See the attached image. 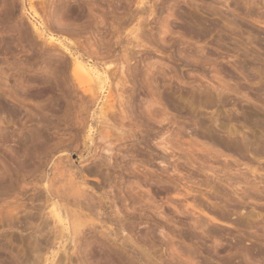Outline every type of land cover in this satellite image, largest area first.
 <instances>
[{"label": "rangeland", "instance_id": "1", "mask_svg": "<svg viewBox=\"0 0 264 264\" xmlns=\"http://www.w3.org/2000/svg\"><path fill=\"white\" fill-rule=\"evenodd\" d=\"M38 263L264 264V0H0V264Z\"/></svg>", "mask_w": 264, "mask_h": 264}, {"label": "bare ground", "instance_id": "2", "mask_svg": "<svg viewBox=\"0 0 264 264\" xmlns=\"http://www.w3.org/2000/svg\"><path fill=\"white\" fill-rule=\"evenodd\" d=\"M192 27V26H191ZM197 27V26H196ZM190 28V27H189ZM205 30H206V28H204ZM189 33H190V31H188ZM204 32V31H203ZM206 32V31H205ZM195 33V32H194ZM200 33V32H199ZM78 60V59H77ZM73 74L75 75V77L79 80L80 78H82V77H85V76H88V77H91V78H93L92 76H93V74H92V72H91V69L89 68V66L88 67H86L85 66V64H83L82 62H80V60L79 61H76V63H75V65H74V67H73ZM149 83H151V82H149ZM150 85V84H149ZM112 105V104H111ZM114 113V112H113ZM162 115V114H161ZM213 139V138H212ZM218 141H220V139L218 140ZM216 142V141H215ZM231 144V143H230ZM227 147L229 146V145H226ZM225 146V147H226ZM231 146H233V145H231ZM235 148H236V146H235ZM233 149V148H232ZM236 150V149H235ZM95 172V171H94ZM235 185H236V183H235ZM232 187H234V186H232ZM236 187V186H235ZM55 188V187H54ZM60 188V187H59ZM53 189V188H52ZM57 189H58V187H57ZM237 189H238V187H237ZM60 190V189H59ZM236 190V189H235ZM47 191H50L48 188H47ZM54 191V190H53ZM53 191H51V192H53ZM240 191H242V190H240ZM58 192V191H57ZM62 192V191H61ZM50 193V192H49ZM48 193V194H49ZM65 193V192H64ZM241 193V192H240ZM240 193H239V196H240ZM60 194V193H59ZM62 194V193H61ZM242 194H244V193H242ZM58 195V194H57ZM64 195H66V194H64ZM245 195V194H244ZM51 196V195H50ZM56 196V195H55ZM54 196V197H55ZM67 196V195H66ZM247 196V195H246ZM49 196H47V198H48ZM240 197H242V196H240ZM243 197H245V196H243ZM248 197V196H247ZM49 199V198H48ZM62 201V200H61ZM60 201V202H61ZM56 202V201H55ZM56 205V204H55ZM55 205H53V208L50 210L51 211V216L54 218V220L53 221H55L56 223H58V224H60L61 226L64 224V219H67L68 218V213H67V210H65V208L62 206V207H59V206H55ZM61 206V205H60ZM66 206V205H65ZM68 208V207H67ZM69 211V210H68ZM69 215H71V214H69ZM227 215V214H226ZM225 214H222V212L221 213H219L218 214V216L221 218V219H223L224 221H225V219H229L227 216H226ZM68 220V219H67ZM80 220V219H79ZM84 221V220H83ZM73 222V221H72ZM228 222V221H227ZM78 226V225H77ZM56 227V226H55ZM72 227V226H71ZM75 233V232H74ZM74 235V234H73ZM251 254V253H250ZM255 254H256V252H255ZM40 263H41V261H40ZM39 264V263H38Z\"/></svg>", "mask_w": 264, "mask_h": 264}]
</instances>
